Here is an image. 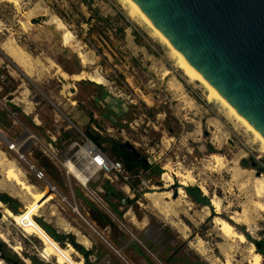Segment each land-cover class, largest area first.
I'll return each instance as SVG.
<instances>
[{
    "label": "rangeland",
    "instance_id": "1",
    "mask_svg": "<svg viewBox=\"0 0 264 264\" xmlns=\"http://www.w3.org/2000/svg\"><path fill=\"white\" fill-rule=\"evenodd\" d=\"M15 1L0 0V133L7 141L0 139V153L23 176L9 183L0 171V195L8 199L0 200V264H248V244L254 242L261 243L264 264V197H255L250 186L256 170L264 177V151L253 134L224 115L149 26L127 14L122 0ZM5 46L24 51L25 66ZM78 74L82 78L75 79ZM95 74L101 84L85 78ZM85 133L97 137L108 158L123 165L118 153L127 144L146 164L125 169L128 189L120 177L84 167ZM13 145L16 151L9 149ZM167 162L191 171L196 181L183 186L173 178L168 185L161 180ZM29 165L44 178H36ZM27 185L32 188L25 194L20 190ZM105 186L114 194L104 196ZM179 187L184 196L176 201L171 198L177 194H161ZM184 187H197L202 200H193ZM212 196L220 201V214L211 211ZM31 200L34 205L25 207ZM23 209L58 234H70L87 250L86 258L70 242L51 239L19 213ZM93 209L114 228L96 225ZM242 211L246 225L229 219ZM212 216L230 222L246 241L223 238Z\"/></svg>",
    "mask_w": 264,
    "mask_h": 264
},
{
    "label": "water",
    "instance_id": "2",
    "mask_svg": "<svg viewBox=\"0 0 264 264\" xmlns=\"http://www.w3.org/2000/svg\"><path fill=\"white\" fill-rule=\"evenodd\" d=\"M131 1L264 140V0ZM0 139L7 143L1 133ZM121 146L137 157L127 144ZM260 174V170L254 172ZM253 246L257 248L258 243Z\"/></svg>",
    "mask_w": 264,
    "mask_h": 264
},
{
    "label": "bare ground",
    "instance_id": "3",
    "mask_svg": "<svg viewBox=\"0 0 264 264\" xmlns=\"http://www.w3.org/2000/svg\"><path fill=\"white\" fill-rule=\"evenodd\" d=\"M7 1H11V2H16L15 0H7ZM123 3L125 4V10L127 12V14L130 17H138L139 19H141L140 22H144L145 24H147L149 26V28L154 32L153 34L156 35V37L160 40L161 43H163L167 49L169 50L170 54H171V59L174 60V63L182 68L183 72L185 75L191 77V78H196L197 80H199L201 82V84L205 87V89L208 91V94L210 96V98L214 101H216L221 107H223L224 109V115L234 118L235 120H237L238 122H240L242 124V126L244 125L254 136V138L256 140H258V142L260 143V149L262 151H264V140L259 139L251 130L249 127V124L243 119L242 116H240L230 105H228L225 100L213 89L209 86V84L195 71L193 70V67L186 61L184 60L178 53H176V50L174 49V47H172L170 45V43L167 40H164L163 36L161 35V33L158 31V29L156 27H154V25L147 19V17L144 15V13L131 1V0H122ZM122 3V4H123ZM16 4V3H15ZM17 5V4H16ZM28 17V16H27ZM138 19V20H139ZM136 20V18H135ZM51 22H55V21H51ZM58 22V21H57ZM57 24V23H56ZM24 26V25H23ZM61 27V26H60ZM26 28V27H25ZM58 28V27H57ZM60 29V28H59ZM68 33V32H67ZM67 33H62V38L64 41L67 42L68 39H70V37L67 35ZM70 35V34H69ZM68 37V38H67ZM63 41V42H64ZM11 43V42H10ZM14 43V41H13ZM12 44V43H11ZM2 48V47H1ZM5 52L12 58V60L19 66L23 67L24 65V51L22 52V50H20L17 47H8L5 46L4 47ZM82 55V54H81ZM31 59V58H30ZM84 60V59H83ZM86 60V59H85ZM48 61V60H47ZM27 65V64H26ZM25 66V65H24ZM30 66V65H29ZM55 66V65H54ZM31 67V66H30ZM59 69V68H58ZM57 69V71H58ZM30 73V71H29ZM97 73V72H96ZM83 74V73H82ZM65 78V77H64ZM69 78V77H68ZM78 78H82L81 74L75 75V79ZM87 80L92 81L95 84H101L102 83V78L99 75H89L85 77ZM30 107V106H29ZM27 109V107H26ZM25 111V110H24ZM227 118V117H226ZM15 146H10L9 149H13L15 150ZM16 151V150H15ZM22 157V156H21ZM212 159L216 160V162H220L221 158L218 155H213ZM11 160V159H10ZM8 160L7 158H5L1 153H0V171L2 173V175L4 176L3 179L7 182H11L13 183L16 179L22 177V173L21 171L12 163V161ZM223 160V159H222ZM179 164V163H178ZM85 167V166H84ZM83 168V167H80ZM93 168V167H92ZM163 168V172L161 174V180H165L166 183H168V185H171L173 178H176L179 185H187L190 184L192 182L196 181V178L194 175H192L191 171L189 170H184L182 169L180 166H174V164H170L169 162L163 164L162 166ZM86 169V168H85ZM23 170V169H22ZM82 170V169H81ZM261 175V174H260ZM257 176L254 177L252 183H251V190L254 194L255 197L257 198H261L264 197V177L263 176ZM88 178H86L87 181ZM85 181V183H86ZM85 183L83 185H85ZM4 183L0 180V188L3 189ZM199 189L202 191L203 194L207 195V190L205 188V186L203 184H199ZM32 185H27V188L24 190H20L25 194H28V190L27 189H31ZM157 191V190H156ZM15 193V192H14ZM184 192L182 191V188L179 187L176 190V194L177 196L175 198H171L173 200H177L179 197L184 196L183 194ZM22 194V193H21ZM157 194V193H156ZM163 195L164 198H168L171 197V192L167 191V192H163L161 193ZM15 195V194H14ZM18 195V194H17ZM154 193H150V192H146L144 194V196L147 197H151L153 196ZM24 196V195H22ZM18 197V196H17ZM25 197V196H24ZM154 197V196H153ZM156 197V196H155ZM161 197V196H160ZM158 199V197H156ZM151 199V198H149ZM26 200V199H25ZM166 200V199H165ZM169 200V199H168ZM22 201V200H21ZM170 201V200H169ZM168 201V202H169ZM211 206L213 207V209L211 210L212 213L215 214H220L221 213V208H220V201L219 199H217L215 196H212L209 199ZM152 202V201H151ZM160 202V200H159ZM23 203V202H22ZM34 200L28 201L27 203H23L25 207H29L31 208L34 205ZM155 203V202H154ZM163 203V202H162ZM170 204V203H168ZM178 204V203H177ZM187 204V203H186ZM264 204V203H263ZM263 204L261 202H255L254 205L258 208L261 209ZM167 205V204H165ZM164 205V206H165ZM174 205V203H173ZM190 205V204H189ZM161 206V205H160ZM155 207V206H154ZM169 207V206H168ZM163 208V207H162ZM167 208V207H166ZM165 208V209H166ZM204 209H206L205 207H203ZM169 209V208H167ZM158 210V209H156ZM164 210V209H163ZM160 211V210H159ZM165 211V210H164ZM245 211V210H243ZM232 212L229 215V219H231L233 222L235 223H243L246 225L247 223V218L245 216L244 212ZM161 212V211H160ZM247 213V212H246ZM163 214V213H162ZM208 213H206L207 215ZM166 215V214H165ZM168 215V214H167ZM163 216V215H162ZM169 221V220H168ZM211 222L213 223V226H215V229L219 232V234L227 239V240H237L238 242H244L245 237L241 232H238L235 230V228L232 226V224H230V222L218 217V216H212V220ZM240 223V224H241ZM250 223V222H249ZM186 229V228H185ZM184 229V230H185ZM73 231V230H72ZM84 238V237H83ZM226 241V240H225ZM81 242V241H80ZM82 245H85V241L83 240ZM235 243V242H234ZM238 244V243H237ZM190 245V244H189ZM196 250L200 255L205 254V249L203 247V242L201 239H197L196 241ZM87 246V245H86ZM194 246V245H193ZM228 246V245H227ZM235 246V245H234ZM90 247V246H89ZM223 248H222V252H223ZM231 250V249H230ZM207 251V250H206ZM220 252V251H219ZM225 252V251H224ZM248 253H249V259H248V264H262L261 259H260V255L258 252L253 250V246L251 244H248ZM225 258V257H224ZM226 259V258H225ZM211 261V260H210ZM230 263V262H229ZM214 264V263H213Z\"/></svg>",
    "mask_w": 264,
    "mask_h": 264
},
{
    "label": "trees",
    "instance_id": "4",
    "mask_svg": "<svg viewBox=\"0 0 264 264\" xmlns=\"http://www.w3.org/2000/svg\"><path fill=\"white\" fill-rule=\"evenodd\" d=\"M85 135L89 140H91L94 144H96L98 146L99 143L97 142V137L95 135H92L90 133H85ZM118 154L122 157L123 166L126 170H131L136 165H139L143 168H146V164L142 160L137 159L136 157H133L129 151L120 150ZM105 190H106V193L104 196H109V195L114 194L113 189L109 186H105ZM184 191L188 195H190L193 198V200L198 201V202L202 200L201 197L199 196L197 187H184ZM5 198L6 197H4V195H0V200L5 201V202L8 201V199L7 198L5 199ZM84 201H86V200L84 199ZM204 201H206V200H204ZM111 209L115 211V209L113 207ZM20 213L25 214L28 218H30L31 220L34 221L33 217L30 214L26 213V211L24 209L21 210ZM89 215H90L91 219L99 227H102L104 225H108V226H110V227L112 226V228H114V225L111 222V220L104 213L98 211L97 209H93L91 212H89ZM34 222L37 223L39 225V228L43 232H45L54 241L61 242V241L65 240V241H68L70 243L73 242L70 234H65V233L58 234L48 224L43 223L39 220H36ZM259 245H261V243H258V247L256 248V251L258 253L262 254V250L260 249ZM73 246L75 247L76 251L81 253L82 256L86 258V255H84V253L87 250H84L82 246H80L78 244L76 245L75 243ZM86 254H87V252H86ZM8 262H11V261L8 260ZM11 263L13 264V262H11ZM38 264H40V263H38Z\"/></svg>",
    "mask_w": 264,
    "mask_h": 264
},
{
    "label": "built area",
    "instance_id": "5",
    "mask_svg": "<svg viewBox=\"0 0 264 264\" xmlns=\"http://www.w3.org/2000/svg\"><path fill=\"white\" fill-rule=\"evenodd\" d=\"M83 155L81 154V158L83 159V165L86 167H93L96 171H99L103 174H110L113 178L120 177L123 181V189H128V185L126 183L129 175L125 171L122 163L118 159L108 158L105 153L101 151V149L94 144L91 140L85 137V141L83 143ZM74 165H76L74 163ZM32 171L34 172V176L38 179L44 178L42 171L35 169L33 166L29 165ZM76 168V167H75ZM52 188V186H49ZM123 202L124 199H121Z\"/></svg>",
    "mask_w": 264,
    "mask_h": 264
},
{
    "label": "crops",
    "instance_id": "6",
    "mask_svg": "<svg viewBox=\"0 0 264 264\" xmlns=\"http://www.w3.org/2000/svg\"><path fill=\"white\" fill-rule=\"evenodd\" d=\"M43 222V221H42ZM43 223H46V222H43ZM46 224H48V223H46ZM49 225V224H48ZM50 226V225H49ZM50 227H52V226H50ZM53 228V227H52ZM56 232V231H55Z\"/></svg>",
    "mask_w": 264,
    "mask_h": 264
},
{
    "label": "flooded vegetation",
    "instance_id": "7",
    "mask_svg": "<svg viewBox=\"0 0 264 264\" xmlns=\"http://www.w3.org/2000/svg\"><path fill=\"white\" fill-rule=\"evenodd\" d=\"M20 213V212H19ZM23 215H25V214H23ZM26 216V215H25Z\"/></svg>",
    "mask_w": 264,
    "mask_h": 264
}]
</instances>
